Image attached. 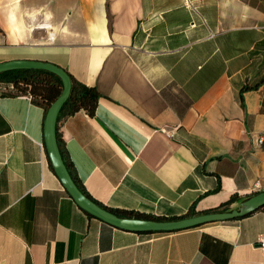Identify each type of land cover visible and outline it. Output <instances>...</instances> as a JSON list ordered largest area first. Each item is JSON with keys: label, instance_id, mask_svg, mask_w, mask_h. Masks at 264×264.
<instances>
[{"label": "crops", "instance_id": "crops-1", "mask_svg": "<svg viewBox=\"0 0 264 264\" xmlns=\"http://www.w3.org/2000/svg\"><path fill=\"white\" fill-rule=\"evenodd\" d=\"M14 59L98 91L92 116L56 126L103 206L170 218L264 190V0H0V62ZM43 117L0 95V264H264V206L172 232L87 216L50 165Z\"/></svg>", "mask_w": 264, "mask_h": 264}, {"label": "water", "instance_id": "water-1", "mask_svg": "<svg viewBox=\"0 0 264 264\" xmlns=\"http://www.w3.org/2000/svg\"><path fill=\"white\" fill-rule=\"evenodd\" d=\"M13 69H40L56 76L61 85L57 97L47 107L43 117V144L50 165L62 187L74 203L83 211L111 226L133 232H172L188 229L210 222L226 221L244 216L264 206V190L242 200L236 208L222 211L202 212L175 219H139L122 217L99 206L86 197L73 181L63 161L56 139L58 112L70 91V80L66 71L50 62L41 60L14 59L0 62V73Z\"/></svg>", "mask_w": 264, "mask_h": 264}, {"label": "trees", "instance_id": "trees-1", "mask_svg": "<svg viewBox=\"0 0 264 264\" xmlns=\"http://www.w3.org/2000/svg\"><path fill=\"white\" fill-rule=\"evenodd\" d=\"M66 73L70 80V91L66 100L64 101L63 105L61 106L58 112L57 120L63 116L73 114L78 110H83L88 116H92L94 114V110L96 108V104L99 98L98 91L96 90V88L92 86H88L77 81L68 71H66ZM0 84L10 85L9 88H6V86L4 88H1L0 95H23L26 97L29 96L31 101L42 107L44 114L49 104L57 97L61 89L60 81L56 76H54L53 74L47 71L40 69H13V70L1 72ZM56 139L59 147V136L57 132V126H56ZM59 151L68 169V163L65 161L60 147H59ZM69 173L73 181L77 185V187L86 197L91 199L99 206L115 213L118 216L132 217L139 219L164 220V219H175L179 217L196 214L192 211H187L182 216L166 218L162 216H153V215L133 212V211L110 209L103 206L93 198H91L86 193V191L80 186L76 177L70 171ZM230 200L231 198H229V200L225 202V204H227ZM225 204H221L215 208L208 209L204 212L225 210L226 209L224 206ZM83 212L87 216L92 217L85 211ZM142 233H154V232H142Z\"/></svg>", "mask_w": 264, "mask_h": 264}, {"label": "built area", "instance_id": "built-area-1", "mask_svg": "<svg viewBox=\"0 0 264 264\" xmlns=\"http://www.w3.org/2000/svg\"><path fill=\"white\" fill-rule=\"evenodd\" d=\"M262 90L264 91V82H263V84H262ZM27 97L30 99L29 96H27ZM263 137H264V132H262L261 135H260L259 138H258V143H259V144L262 143ZM258 187H259V183H258V181L254 182V183H253V186H252V189H253V190H256V189H258ZM258 244H259L260 248H264V238H259V240H258Z\"/></svg>", "mask_w": 264, "mask_h": 264}]
</instances>
